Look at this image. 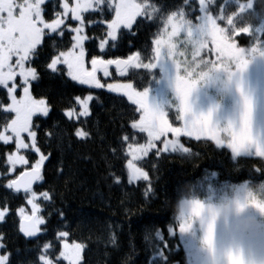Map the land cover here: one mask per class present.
Wrapping results in <instances>:
<instances>
[{"label":"snow or ice","instance_id":"1","mask_svg":"<svg viewBox=\"0 0 264 264\" xmlns=\"http://www.w3.org/2000/svg\"><path fill=\"white\" fill-rule=\"evenodd\" d=\"M52 7L53 18L49 19L47 0H0V89L6 90L7 97L0 100V112L5 115L0 124V141L4 145H15V150L6 154L7 172H0V179L6 180L2 187L10 193L23 192L31 206V213L24 207L16 210L19 232L24 237H36L46 230L40 201L50 203L53 200L49 191L37 193L34 190V184L45 181L46 162L52 155L44 153L45 145L39 142L38 136L40 125L35 122L41 117L47 118L51 111L47 99L33 95L32 82L40 79V65L46 71L66 75L80 85L96 89L107 87L108 91L127 97L134 105V114L139 116V119L133 118L131 128L147 137L143 144L128 146L133 160L148 156L160 158L162 153L178 148L191 150L187 145L193 141L203 144L211 141L217 146L226 144L233 153L254 147L255 154L264 159V142L258 141L252 133L253 98L241 77L249 61L245 58L244 48L237 43L242 35L251 39L253 25L264 22V0H229L227 4L218 0H183L182 4L168 11L156 0H55ZM91 16L96 19H89ZM144 22L163 24L152 41L153 55L133 51L126 58L105 59L93 55L89 61L87 41L98 39L99 50L107 55L106 50L116 49L125 35L135 37L134 29ZM96 29H101L99 36L88 35L89 31ZM67 36L71 39L66 41ZM48 41L52 42L51 45ZM133 46L130 42L129 47ZM250 51L255 52L257 48L253 46ZM162 58L170 59L176 70L173 88L177 103L172 106L174 111L150 104L147 88L138 90L131 82L107 85L101 82L100 74L104 78L111 77L113 67L119 77L126 78L136 74L137 70L153 69ZM211 70L225 71L230 79L234 77L240 95L238 118L229 120L223 127L212 122L211 109L206 113L194 112L189 99ZM93 99L92 95L76 96L64 115L75 117L77 121L80 117H88L89 102ZM173 114L175 119L170 121ZM51 135L48 133L46 139ZM75 135L86 137L88 133L77 129ZM25 152L27 156L22 154ZM32 154L37 157L34 162L30 159ZM133 160L127 165L128 183L143 181L147 185L144 196H154L150 173L137 167ZM18 166L24 171L14 179L8 178L9 174L15 175ZM152 171H159L155 163ZM257 171H260L259 167ZM115 183H121L119 176L115 177ZM124 195L126 197L127 193ZM249 203L264 212V205L255 200ZM9 214V201L5 197L0 200V221H5ZM59 216L63 218L64 213L60 211ZM190 230L191 225L183 220L178 228L171 222L165 227L146 225L144 240L151 253L148 264H181V261L171 260L174 252L182 249L176 233ZM68 236L66 231L56 233L55 239L60 241L57 256L50 255L54 245L45 243L38 260L29 261V264H63L65 261L67 264H84L82 253L86 245L75 241L69 244ZM4 240L6 236L0 234V264H14L13 254L6 250ZM172 240L176 241L175 246ZM106 242L114 250L120 248L116 232L109 231ZM16 252L19 254V250ZM131 259L128 256L121 264H129ZM182 264H185L184 258ZM233 264H244V261L241 258Z\"/></svg>","mask_w":264,"mask_h":264},{"label":"trees","instance_id":"2","mask_svg":"<svg viewBox=\"0 0 264 264\" xmlns=\"http://www.w3.org/2000/svg\"><path fill=\"white\" fill-rule=\"evenodd\" d=\"M54 2L47 0L49 19L53 18ZM218 2L227 4L229 0ZM156 3L168 11L182 4L183 0H156ZM88 18L96 19L95 16ZM162 28V23L144 22L134 29L137 33L135 37L125 35L116 49L106 50L107 55L99 50L98 39L87 41L88 57L101 55L106 59L126 58L133 51H141L145 56L153 55L152 41ZM253 28L255 33L251 39L246 35L238 39L240 46L264 44V22L254 24ZM100 34L101 29L88 32L94 37ZM70 39V36L66 37V41ZM130 42L134 45L131 48ZM51 43L48 41L49 45ZM112 73V78H121L114 68ZM158 73L157 68L137 70L136 74L124 79L133 81L134 86L143 89L152 83V78ZM32 86L34 96L44 97L50 102L49 116L35 122L40 125L38 136L39 142L45 145L44 153L52 154L46 162L45 181L34 184V190L37 193L49 191L53 194V200L50 203L40 201L46 230L36 237L26 238L19 232L16 210L24 207L31 213V208L23 192L10 193L2 187L6 180L0 179V200L7 197L10 206V214L5 221H0V234L6 236L3 243L7 245L6 250L13 254L14 264L37 261L45 243L54 245L50 255L57 256L60 241L55 236L59 231L68 232V240L86 245L82 253L84 264H121L128 256L132 257L129 264H148L151 253L144 240L145 226L154 224L156 227H165L171 222L175 227L176 222L170 219V208L166 202L175 200L179 187L185 181L192 183L194 194L205 196L208 177L212 172H216L214 183L221 185L264 179V159L257 156L235 157L227 148L218 147L211 141L207 144L193 141L187 145L191 150L186 152L169 151L162 153L160 158L148 156L139 160L140 167L148 171L154 181L155 195L145 197L146 183L129 184L125 170L127 143H140L146 138L145 133L131 128L133 118L138 119V115L134 114V105L127 97L105 89L87 88L71 81L66 75L46 71L43 65H40V79L33 81ZM88 91L94 93V99L90 102V115L80 117L78 121L65 116V109L73 105L75 97H82ZM6 99V90L0 89V100ZM4 119V113L0 112V124ZM79 128L88 135L77 137L75 133ZM48 133L52 135L46 139ZM125 137L128 139L125 140ZM13 149L14 144L4 145L0 142V172H7L5 157ZM23 154L28 155L26 152ZM36 158L35 154L30 157L32 161ZM153 163L159 170L157 173L152 171ZM257 167L260 171H257ZM21 171L24 168L18 166L15 175L9 174L8 178L14 179ZM116 176L121 178L120 184L115 183ZM124 193H127L126 197ZM60 211L64 213L63 218L59 216ZM109 231L119 236L118 250L106 242ZM172 243L175 246L176 241L172 240ZM183 249L182 246L181 250L174 252L171 257L173 262L181 261L182 264L184 258L185 264H189ZM16 250H19V254Z\"/></svg>","mask_w":264,"mask_h":264},{"label":"rangeland","instance_id":"3","mask_svg":"<svg viewBox=\"0 0 264 264\" xmlns=\"http://www.w3.org/2000/svg\"><path fill=\"white\" fill-rule=\"evenodd\" d=\"M253 33H255L254 28H253ZM253 46L257 48V51L255 52L250 51V49ZM241 47L244 48L245 58L248 59L249 61L245 71L241 74V77L245 89L251 94L254 102L252 133L253 136L258 141L264 142V54H261L264 53V44L254 43L249 47H243V46ZM88 59L90 61L91 56L88 57ZM154 68H157L159 70V73L158 75L152 78V83L149 84V86L145 87L148 89V102L150 104L160 107L162 110L165 111L173 110L172 106L175 103H177L173 88V80L176 72L175 66L173 65L170 59L162 58L156 63ZM100 78H101V82L105 85L109 83H125V82H131L134 84L133 81L124 78L114 79L112 78V76L109 78H104L102 73L100 74ZM220 78H221V74L219 72H210L206 80L198 83L197 87L191 93L189 99L194 112L206 113L211 109L212 122L218 126L223 127L228 123L229 120L235 121L238 118L239 95L235 91L234 86H231L227 91H224L219 84ZM87 88L89 87L87 86ZM90 89H96V88H90ZM102 89L108 90L107 87ZM137 89L139 90V88ZM87 95L93 96L94 93L92 91H88L83 96H87ZM256 97H258V100L256 99ZM36 98H41V97H36ZM77 110L79 109L77 108ZM174 119L175 116L173 114V116H170V121ZM79 129L82 130L81 128ZM146 139L147 137L143 142L140 143H129V142L127 143V148H126L127 158H126V169H125L127 173V177H128V168H127L128 162L130 160H133V157L129 153L128 146L130 144L134 146L143 144L146 142ZM218 147L227 148L230 151V154H232L235 157L257 156L255 154L254 147H248L242 149L238 153H233L230 147H228L226 144L219 145ZM13 150H15V145ZM171 151L186 152L185 150L179 148ZM139 160H133V162L137 165V167H140L138 163ZM215 175L216 172H212L211 175L208 177L206 195L202 196L206 200L216 199L228 189L229 185H238L241 183V182L237 184L222 183V185L215 184L213 181V179L216 177ZM245 214L258 215V213H256L255 210L251 208L246 209ZM198 233H199V229L195 226L187 233H183V234L177 233L178 238L181 241L182 246L184 247L183 250H185L186 253V258H187L186 261H188L189 264H210V261L206 253L199 245ZM216 239H217L218 247H224L229 242L235 240L243 245L247 253H252L258 257H264V231L260 233V236L257 240H252L249 239L248 237L239 236L231 232L229 228L224 224V222H219L216 229ZM67 242L71 244L73 241L67 239Z\"/></svg>","mask_w":264,"mask_h":264},{"label":"clouds","instance_id":"4","mask_svg":"<svg viewBox=\"0 0 264 264\" xmlns=\"http://www.w3.org/2000/svg\"><path fill=\"white\" fill-rule=\"evenodd\" d=\"M210 72L221 74L219 84L224 91L234 86L239 95L234 77L230 79L225 71ZM251 200L264 205V179L245 180L238 185H229L224 193L213 200H206L194 194L192 183L185 181L179 187L175 200H168L167 206L170 208V219L176 222L177 228L183 220L191 225V229L194 226L199 229V245L210 264H233V261L241 258L244 264H264V257L247 253L238 241L233 240L224 247L217 246L216 229L219 222H224L231 232L239 236L252 240L259 238L260 233L264 231V212L249 203ZM249 208L255 210L258 215L245 214V210Z\"/></svg>","mask_w":264,"mask_h":264},{"label":"water","instance_id":"5","mask_svg":"<svg viewBox=\"0 0 264 264\" xmlns=\"http://www.w3.org/2000/svg\"><path fill=\"white\" fill-rule=\"evenodd\" d=\"M18 175H19V174H18ZM18 227H19V226H18ZM22 234H23V233H22ZM38 234H39V233H38ZM38 234H37V235H38ZM28 238H32V237H28Z\"/></svg>","mask_w":264,"mask_h":264},{"label":"flooded vegetation","instance_id":"6","mask_svg":"<svg viewBox=\"0 0 264 264\" xmlns=\"http://www.w3.org/2000/svg\"><path fill=\"white\" fill-rule=\"evenodd\" d=\"M256 99L258 100V97H256Z\"/></svg>","mask_w":264,"mask_h":264}]
</instances>
